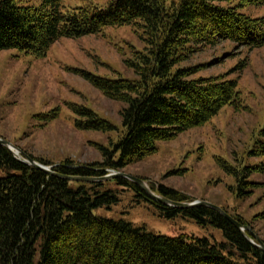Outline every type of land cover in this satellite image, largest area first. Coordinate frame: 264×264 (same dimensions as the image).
Here are the masks:
<instances>
[{
    "label": "trees",
    "instance_id": "trees-1",
    "mask_svg": "<svg viewBox=\"0 0 264 264\" xmlns=\"http://www.w3.org/2000/svg\"><path fill=\"white\" fill-rule=\"evenodd\" d=\"M250 6H264V0H111L105 7L91 4L70 10H64L63 0H0V52L17 50L44 57L62 38L98 35L106 28L124 26L137 29L147 44L126 61L136 79L80 73L105 97L125 105L124 132L111 148L100 147L102 162L75 165L66 160L55 165L31 157L52 166L56 174L103 177L155 154L159 142L204 126L227 106L242 109L237 80L192 78L198 69L180 64L191 53L226 41L249 50L263 47L264 16L242 12ZM70 106L81 118L76 121L78 129L114 130L87 107ZM59 116L60 109H54L43 118L49 122ZM260 135L264 137V128ZM219 165L235 177L241 199L258 186L250 176L264 173V161L240 169L222 160ZM0 169V264H264V252L211 208L162 204L125 178L68 181L22 162L3 145ZM109 182L134 192L136 203L152 205L161 217L182 216L200 227L221 230L225 241L169 237L122 219L96 216L95 209H110L119 202ZM149 187L171 201L193 202L172 188ZM231 216L255 233L252 225ZM259 217L264 220V212Z\"/></svg>",
    "mask_w": 264,
    "mask_h": 264
},
{
    "label": "rangeland",
    "instance_id": "rangeland-1",
    "mask_svg": "<svg viewBox=\"0 0 264 264\" xmlns=\"http://www.w3.org/2000/svg\"><path fill=\"white\" fill-rule=\"evenodd\" d=\"M110 1L63 0V7L64 10L91 4L105 7ZM242 12L262 17L264 6H250ZM146 46L137 29L124 26L106 28L98 35L62 38L44 57L17 50L1 51L0 138L50 164L66 160L75 165L102 162L100 147L111 148L124 132L121 112L125 105L105 97L80 73L136 79L134 69L126 61L133 58L135 51L143 52ZM180 67L198 69L192 78L225 76L237 80L243 108L225 107L204 126L159 142L155 154L120 172L143 179L148 187L163 185L190 201L219 206L252 225L255 234L264 241V220L259 217L264 212V173L250 176V181L258 186L241 199L236 194L235 177L219 165L222 160L240 169L264 161V137L260 135L264 128V46L249 50L226 41L191 53ZM70 105L87 107L114 125V130L78 129L76 121L81 118ZM54 109H60V116L48 122L43 116ZM251 151L256 154L250 155ZM107 186L117 190L119 202L110 209H95L96 216L122 219L147 232L169 237L187 235L225 241L219 229L200 227L182 216L161 217L152 205L136 203L134 192L116 187L113 182Z\"/></svg>",
    "mask_w": 264,
    "mask_h": 264
},
{
    "label": "water",
    "instance_id": "water-1",
    "mask_svg": "<svg viewBox=\"0 0 264 264\" xmlns=\"http://www.w3.org/2000/svg\"><path fill=\"white\" fill-rule=\"evenodd\" d=\"M0 145H3L7 147L15 156H20L19 158L22 162L31 165L33 167H36L48 174L51 175H57L63 179H66L68 181H78V182H105L109 180H113L116 178H125L128 179L132 182H134L136 185L141 187L153 200L158 201L162 204L171 206V207H176L178 209H188L191 207H196V206H204L211 208L218 213H220L223 217H225L227 220H229L238 230L241 231V233L244 235V237L254 246L257 248L261 249L264 252V242L254 233L251 231L249 226H245L242 223L238 222L236 219H234L231 215H229L227 212H225L221 207L216 206L214 204L205 202V201H194V202H174L169 199L164 198L161 195L156 194L153 192L150 187L147 186L145 181L143 179L135 178L132 177L128 174L122 173L120 171H112L111 173H108L107 175L103 177H98V178H90V177H74V176H69V175H60L56 174L53 170L52 167H48V165H45L43 163H40L33 159L31 156L27 155L24 153L22 150L19 148L15 147L11 142L0 138ZM249 233V234H248Z\"/></svg>",
    "mask_w": 264,
    "mask_h": 264
}]
</instances>
